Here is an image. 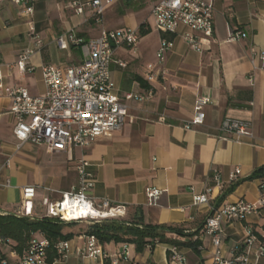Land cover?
Segmentation results:
<instances>
[{"label": "crops", "instance_id": "crops-1", "mask_svg": "<svg viewBox=\"0 0 264 264\" xmlns=\"http://www.w3.org/2000/svg\"><path fill=\"white\" fill-rule=\"evenodd\" d=\"M156 1L111 0L96 20L90 9L76 14L61 0H33L31 18L23 17L11 0H0V71L5 87L22 86L33 96L43 95V66L80 64L84 56L79 47H57L55 39L62 33L72 30L77 36L90 38L103 29L143 27L138 52L130 53L132 49L124 46L115 50L110 76L120 96L147 89L143 82L153 90L147 101H127L131 119L111 136L100 137L84 149L66 150L29 143L17 147L10 99L0 97V214L23 216L20 189L30 184L36 188L32 211L43 215L39 201L45 197L56 200L59 191H68L77 183L75 159L83 155L95 177L91 191L95 199L106 197L123 205L126 222L176 226L185 235L167 233L168 237L197 242L194 247L175 245L185 262L173 258V244L159 242L152 249L136 250L133 243L109 241L101 243V258H82L77 250L85 247L87 228L74 223L63 230L72 235L68 239L70 251L54 264H112L124 243L139 264H210L212 244L204 222L211 209L237 199L255 203L264 197L259 179H245L264 165V60L259 57L264 51V0H213V34L202 52L185 43L182 35L188 29L184 25L174 34L152 28L150 10ZM29 19L41 45L28 35ZM229 29L241 30L246 36L228 41ZM161 37L171 38L173 47L158 66L163 77L148 82L147 65L156 63ZM26 48L35 50L29 61L33 70L22 72L13 64ZM251 49L257 53L253 63ZM202 96L211 100L203 107V123L185 128L184 120L192 117L195 101ZM224 118L246 122L253 137L223 138L219 126ZM235 168L240 173L231 180L229 173ZM216 170L218 181L214 179ZM236 180L241 181L220 199ZM148 186L162 190L154 206L147 203ZM202 194L207 201L196 203L194 196ZM247 230L258 236L264 233V205L244 221L223 223L227 256L240 247ZM14 246V242L0 239V260L16 261L19 252ZM259 264H264V256Z\"/></svg>", "mask_w": 264, "mask_h": 264}, {"label": "built area", "instance_id": "built-area-1", "mask_svg": "<svg viewBox=\"0 0 264 264\" xmlns=\"http://www.w3.org/2000/svg\"><path fill=\"white\" fill-rule=\"evenodd\" d=\"M20 8L23 17L31 18L33 13V0H11ZM61 3L76 14H82L85 9L92 11V16L99 20L111 0H61ZM213 0H157L153 3L150 15L154 28L162 33L174 34L180 25L187 27L182 38L185 43L198 52H202L206 42L213 34ZM28 35L37 45L41 39L35 32L31 19L28 20ZM246 33L241 30L228 31V41H237L244 38ZM140 38L138 28L122 27L118 29H103L95 37L83 38L71 30L58 35L55 39L60 50H67L71 45L81 49L83 61L77 65L60 64L45 65L42 67V78L45 85L43 95L33 96L27 88L16 86L5 87L0 71V97L10 99L9 114L14 118L12 135L17 141V147L29 143L35 146L43 145L48 150H66L73 148L84 149L100 137H109L119 130L123 123L131 117L128 113L127 101H147L153 96L152 88L142 92H125L120 96L115 91L114 82L110 76V67L116 49L127 47L135 49ZM173 47V40L161 37L156 50V63L147 65L145 79L148 82L157 80L164 75L158 66ZM251 62L257 53L251 49ZM35 50L26 48L19 53L14 62L20 71H32L30 58ZM259 57L264 60V51ZM124 67L125 63L116 61ZM210 97H198L193 107L191 118L184 120L183 126L203 123L205 113L203 107L209 103ZM223 138L253 137L252 131L246 122L231 118H224L219 126ZM8 161H6V164ZM77 183L68 191H59V198L51 200L45 197L39 201V206L44 208V214H34L32 211L35 200V186H22L20 204L24 211L23 216L30 218L53 217L61 221H84L92 224L98 219L124 220L126 210L123 205L113 204L108 198L95 199L91 191L95 185V177L91 170L90 162L81 155L75 159ZM240 173L235 168L229 173V178L235 180ZM219 171H214V179L218 181ZM260 190L264 185H260ZM209 191V190H207ZM162 190L148 186L145 196L149 205H156ZM263 192V191H261ZM196 203L206 202L205 194L194 196ZM264 205L261 195L255 203L237 199L233 202L223 203L213 207L205 218V232L210 236L212 253L210 264H259L264 256V233L256 235L247 230L243 243L231 250L230 255L224 250L223 223L241 222L249 215L256 214ZM77 213V214H76ZM158 241L150 240L145 247L152 249ZM256 243V247L252 248ZM50 243L43 235L32 236L26 248L19 253L16 261L11 262L1 259L0 264H54L64 258L70 251L68 240L54 243L52 251L55 257L49 260ZM241 248V250H240ZM173 258L185 262L186 258L178 251L177 246L170 247ZM77 253L82 258L97 259L103 256L101 243L94 235H86L84 248ZM112 264H139L131 258L129 245L124 243Z\"/></svg>", "mask_w": 264, "mask_h": 264}, {"label": "trees", "instance_id": "trees-1", "mask_svg": "<svg viewBox=\"0 0 264 264\" xmlns=\"http://www.w3.org/2000/svg\"><path fill=\"white\" fill-rule=\"evenodd\" d=\"M140 33H144L143 27L139 28ZM143 82V81H142ZM146 88H150L146 82H143ZM245 179H259L260 185H264V165L253 170ZM241 180L233 182L229 188L223 191L220 199H223L228 193L233 191ZM264 191V189H261ZM81 221H61L53 217L30 218L28 216H17L13 214H0V239L9 240L15 243V250L21 253L28 245L29 240L34 234L40 233L49 240V260L52 261L56 256L52 251L54 243L60 240L71 238L70 233H63V228ZM87 235H94L100 241L105 243L109 241L133 243L136 250H141L150 240H157L159 243H169L173 245H186L194 247L196 241H180L176 238L167 236V233H173L177 236H184V232L172 225H152L145 224L140 226L138 223L126 222L119 219H98L90 224L85 231Z\"/></svg>", "mask_w": 264, "mask_h": 264}, {"label": "rangeland", "instance_id": "rangeland-1", "mask_svg": "<svg viewBox=\"0 0 264 264\" xmlns=\"http://www.w3.org/2000/svg\"><path fill=\"white\" fill-rule=\"evenodd\" d=\"M150 22H151V26H152V28L154 29V30H156L155 28H154V26H153V22L150 20ZM154 34L156 35L157 33L154 31ZM130 51V53H134V52H138L139 51V45H137V47L135 48V49H132V50H129ZM147 74V72L145 73V75ZM159 79V78H158ZM41 84H39V87H40V89H41ZM77 225L78 226H80V227H83V228H88V226L90 225V224H88V223H86V222H84V221H81V222H79V223H77ZM67 227L68 226H65L64 228H63V230L65 231L66 229H67Z\"/></svg>", "mask_w": 264, "mask_h": 264}, {"label": "bare ground", "instance_id": "bare-ground-1", "mask_svg": "<svg viewBox=\"0 0 264 264\" xmlns=\"http://www.w3.org/2000/svg\"><path fill=\"white\" fill-rule=\"evenodd\" d=\"M77 214V213H76Z\"/></svg>", "mask_w": 264, "mask_h": 264}]
</instances>
